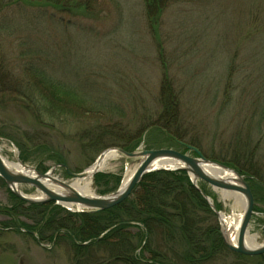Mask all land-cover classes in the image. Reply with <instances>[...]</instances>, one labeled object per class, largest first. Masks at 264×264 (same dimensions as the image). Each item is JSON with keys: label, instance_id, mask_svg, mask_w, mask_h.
<instances>
[{"label": "rangeland", "instance_id": "rangeland-1", "mask_svg": "<svg viewBox=\"0 0 264 264\" xmlns=\"http://www.w3.org/2000/svg\"><path fill=\"white\" fill-rule=\"evenodd\" d=\"M70 1L72 9L67 4L65 8L43 6L35 0L0 2L1 78L37 81L30 70L40 69L90 104L100 105L101 112L86 113L84 124L62 126L58 151L67 163L62 165L79 174L105 151L122 149L137 140L136 150L187 153L173 141L143 132L161 114L166 75L178 97L179 124L186 145L193 143L189 146L212 161L243 165L248 159L264 179V0H166L157 37L150 28L144 0ZM3 97L0 95V134L23 140L27 161L22 163L40 173L59 165L45 150L35 147L47 139L31 141L24 135L50 131L39 125L19 99L14 102ZM97 121L115 140L98 155L86 153L84 148L86 128ZM0 154L17 163L22 151L11 140L1 138ZM138 165L139 161H126L121 155L111 161L101 173L118 176L120 182L106 195L115 193L127 170ZM64 169L57 168L54 177L76 182ZM204 185L226 218L242 213L237 198L224 199L221 191ZM20 189L27 196H41L33 187ZM93 190L101 196L94 181ZM253 195L249 233L257 235V244L262 245L264 190L256 187ZM0 203H15L1 183ZM3 220L6 218L0 216ZM216 222L220 227L217 216ZM94 253L95 257L109 256L104 249ZM256 257L237 259L221 251L216 263L207 264H263L264 260ZM74 258L66 238L39 244L24 231L0 229V264H76Z\"/></svg>", "mask_w": 264, "mask_h": 264}, {"label": "trees", "instance_id": "trees-1", "mask_svg": "<svg viewBox=\"0 0 264 264\" xmlns=\"http://www.w3.org/2000/svg\"><path fill=\"white\" fill-rule=\"evenodd\" d=\"M35 1L43 6L55 8H65L67 4L72 9L70 0ZM144 1L150 28L157 37L159 17L165 9L166 0ZM30 71L37 81L5 80L0 76V95L4 96V99L11 98L14 102L19 99L24 107L31 110L39 125L45 126L50 134L44 131L45 133L36 134L27 132L24 135L31 141L34 138L47 139L45 144L35 147L45 150L56 164H65L62 154L58 151L62 146L58 137V134H62V126L74 127L84 124L87 121L84 116L101 112L97 108L100 105L90 104L88 99L68 89L43 70ZM162 90L161 114L155 122L147 125L143 132L173 141L187 152L186 148L194 144L186 145L182 139L178 97L174 95L166 75ZM108 132L100 121L87 127L84 133L87 141L85 152L98 155L106 149L105 146L115 142ZM0 137L14 142L22 151L21 161H27L23 149L26 144L22 139L7 134H0ZM139 144V140L134 141L131 145L122 147V150L133 152ZM213 161L233 168L244 176L252 193L256 187L264 190V179L259 177L254 164L248 159H244L243 165H239V162L234 164ZM66 175L68 176L67 172ZM112 182L113 187L110 186ZM119 182L120 177L115 175L98 173L94 177L98 194L101 196L113 192ZM0 183L7 188L1 178ZM200 189L210 196L204 183L200 185ZM7 191L15 203L12 206H3L0 203V216L6 218L0 221V229L13 228L19 232L24 231L39 244L58 243L66 238L73 249L76 264H207L210 261L215 262L221 251L237 259L250 258L233 253L225 246L216 222V214L193 186L185 171L162 170L150 173L126 201L95 214L73 213L53 202L30 205L13 195L8 188ZM21 218L32 223L28 224ZM214 219L215 223L212 221ZM103 234L104 237L99 239ZM97 249H104L109 256L95 257L94 252ZM256 258L264 260V255Z\"/></svg>", "mask_w": 264, "mask_h": 264}, {"label": "water", "instance_id": "water-1", "mask_svg": "<svg viewBox=\"0 0 264 264\" xmlns=\"http://www.w3.org/2000/svg\"><path fill=\"white\" fill-rule=\"evenodd\" d=\"M1 140V138H0ZM187 153L174 149L159 150H142L137 149L133 152H126L122 149H114L118 155L127 160L139 161V165L134 174L129 178L128 182L113 194L106 196H85L74 188V183L61 181L54 177V172L59 167H64L68 176L74 180L86 178L87 171L95 164L99 163L103 157L111 150L102 153L93 166L86 169L82 173H71L65 165H56L46 173H40L35 168L23 164L17 158L18 164L24 167L25 172H17L10 170L4 163L0 154V178L5 182L9 191L20 200L27 204L43 205L55 203L71 212L75 213H99L117 207L126 201L134 192L135 188L143 181L144 177L156 171H185L191 178L193 186L200 192L207 201L210 208L214 211L220 221V231L225 246L232 252L244 256H261L264 255V244L255 247L247 244V236L250 234V224L254 215V195L246 178L238 173L235 169L206 159L196 148L187 147ZM193 153L194 155H191ZM160 160L169 161L175 166H164L156 168L155 164ZM209 167H216L224 176L215 175L210 172ZM30 172L35 173V177L30 176ZM102 171L96 169L92 172L91 177L94 181L96 174ZM208 184L214 191L228 192L240 195L244 200V210L239 226L237 242L231 241L230 234L224 225L222 214L216 209L211 198L200 189L198 183ZM50 184V186L48 185ZM30 186L41 193L39 197H30L25 195L20 187ZM106 234V233H105ZM104 237V234L99 238Z\"/></svg>", "mask_w": 264, "mask_h": 264}, {"label": "bare ground", "instance_id": "bare-ground-1", "mask_svg": "<svg viewBox=\"0 0 264 264\" xmlns=\"http://www.w3.org/2000/svg\"><path fill=\"white\" fill-rule=\"evenodd\" d=\"M118 156L119 155L117 154V152L113 151V150L106 153V155L103 157V159L99 163L95 164L93 167H91L87 171L88 176L86 178L76 180V182H74V188L79 193H81L82 195L95 196V193L93 190V181H92V177H91L92 172L95 171L96 169H99L101 171L108 169L110 162L117 159ZM3 161H4L5 165L10 170L17 171V172H25L24 167H22L20 164H18V162L14 163V162H11L5 158H3ZM164 166H173L174 167L175 165L170 164V162L166 161V160H160L155 164L156 168H160V167H164ZM137 167L138 166H135L134 168H130L127 170L125 179L123 181V185H125L128 182L129 178L134 174ZM209 170L211 173H213L215 175L224 176V174L221 173L216 167H209ZM29 174L32 177L36 176L34 172H30ZM48 185L50 186V184H48ZM221 194H222L224 199L237 198V200H239L241 202L242 209L244 210V200L240 195L234 194V193H228V192H221ZM242 213H243V211H242ZM242 213L235 215V217L232 219H228L224 215H222L224 225L230 234L229 236L231 238V241L234 244H236V242H237L238 231H239V226H240V222H241V218H242ZM257 239H258L257 235L249 234L247 236L246 241H247V244L249 246L255 247V246H258Z\"/></svg>", "mask_w": 264, "mask_h": 264}]
</instances>
